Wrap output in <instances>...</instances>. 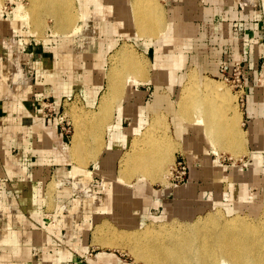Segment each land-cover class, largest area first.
Returning <instances> with one entry per match:
<instances>
[{
  "label": "crops",
  "instance_id": "1",
  "mask_svg": "<svg viewBox=\"0 0 264 264\" xmlns=\"http://www.w3.org/2000/svg\"><path fill=\"white\" fill-rule=\"evenodd\" d=\"M8 1L4 10L0 7V264H136L116 251L91 249L89 241L69 231L71 224L62 215L60 200L69 201L73 194L59 188L51 191L50 185L68 178L62 166L71 158L67 155L66 132L58 118L68 97L77 93L83 82L78 71L81 58L58 50L62 43L60 36L54 39L50 35L47 42H39L31 35L30 24L23 21L15 24L16 20H11L13 13L8 10H15L21 3ZM139 1L140 7L153 8L149 13L162 15L164 25L155 30L157 34L141 33L133 25L131 13L135 0H80L81 11L82 6H87L96 14L100 34L106 37L94 43L101 45L97 56L115 50L117 44V51L133 45L145 59L154 58V75L148 83L160 82L159 77L166 76L172 84L185 69L196 70L200 81L206 80L209 73L225 77L228 71H222L223 65L231 72L234 63L242 57L247 86L244 111L238 122L235 111L226 109L224 117L229 119L225 124L229 130L226 139L217 141L218 145L212 144L206 124H197L195 120L187 121L186 127L176 128L185 139L181 140L186 144L183 147L187 148L227 149L243 143V148L249 149L247 165H250L243 179L263 176L264 0L244 7L237 0ZM121 36L134 38V43H120L116 38ZM9 69L11 84L6 85L4 79ZM131 89L134 94L123 100L111 126L107 125L106 159L110 164L142 135L146 126L144 107L139 106L136 113L128 107L137 99L144 100L145 95ZM97 94L98 90L90 98L92 105L100 102ZM167 100H173L172 96L158 93L154 105ZM44 104L50 106V113ZM195 111H190L188 116L191 118ZM128 119L132 121L126 126ZM243 131L248 134L242 141ZM210 158L213 160L212 155ZM220 168V175L213 178L202 173L193 176L190 169L186 194L176 192L174 187L153 188L150 196L153 207L165 208L166 213L188 214L195 210V200L202 199L200 206L209 205L204 182L220 183L233 177L226 174L225 167ZM238 177V174L234 176L236 180ZM105 195L104 191H97L94 197L102 201ZM73 201L76 206L81 205L80 200ZM183 204H187L186 208Z\"/></svg>",
  "mask_w": 264,
  "mask_h": 264
},
{
  "label": "rangeland",
  "instance_id": "2",
  "mask_svg": "<svg viewBox=\"0 0 264 264\" xmlns=\"http://www.w3.org/2000/svg\"><path fill=\"white\" fill-rule=\"evenodd\" d=\"M1 1L2 4L0 7L4 10L5 6H7L6 2L9 1ZM18 1L21 3L18 4L20 5L18 8L22 5L23 7H29L32 10L30 18L31 22L27 23L31 26V35L33 36L35 34L34 38L37 41L47 42V40L50 39V35L54 36L52 37L54 39L55 37L61 36L62 43L60 44L61 46L58 50H61L63 54L70 53L79 55L81 58L78 71H80L79 73L81 74V80L83 82L79 85L80 88L78 92L73 94L71 97H68L61 112L63 113L62 116L65 118V122H69L66 126L68 130H65L67 155L71 157L72 151L70 153V150L72 140L75 133L80 130V133H84V136L81 138V146L78 147V151L75 155L77 158H84L83 160L87 163L85 164V167L82 168V171L71 175L70 171H72L74 164L70 159H68V162L62 166L64 168L63 171H66V175H68L66 177L68 178H65L59 183H55L54 181L50 185L51 189L49 187L51 191L56 188L70 191L73 194L72 198L81 201V205L76 206L73 201L74 199L72 198L69 201H65L62 198V200H60V209L63 213L62 215L63 217L66 215V222L71 224L69 225L70 233L75 232L80 235L84 241H89L88 244L91 245V249H95L96 251H116L117 253L125 255V257L136 264H147L143 259H137L134 256V253L131 252V246H133L135 242H131L129 237H121L118 233L129 234L145 229L148 226L147 228H151L152 230L158 229L160 232L164 233L179 232L188 236L193 227H195V222L198 220L201 221V217L221 213L222 216H219L220 220H222L221 222H224L227 218H230L235 214H240L244 217L242 218V221L243 219H246L248 222L253 224H264V175L261 176V174H259L258 176L251 177L248 180L243 179V175H248L247 171L250 169V165H247V155H249V149L244 147L241 153H233L229 148L202 150L200 148L196 149L183 147L186 144L181 140L185 139L181 138L180 134L177 132L178 128H176L178 125L186 127V125H188L187 121L193 122L195 119L200 117L198 116L199 113L195 111L192 112L191 118L188 119L190 111L188 114H184L181 108L183 88L186 87L190 80L194 79L193 76L195 77V81L198 83H202L207 79H213L222 84L221 86L227 90V93L232 99L231 105L236 107L234 109L236 118L241 116V111H244V102L238 101V93L234 91V88H232L225 79L226 76L232 74L233 68L230 70L231 72L224 69V72L228 71L226 72L225 77L209 73L205 75L207 78L206 80L204 79V81L199 80L196 70L185 69L180 71L174 84L170 83V79H167L166 76L159 77L161 80L160 82L154 83L151 81V83H148V80L154 75V58L152 57V61L147 58L145 59L144 55L140 54L133 45H129L128 47L132 50L134 55V61H137L138 66H140V70L142 69L143 71L140 73L138 72L139 70H123L120 74L118 73L119 76L117 77V80L120 82L123 80L125 81L123 90L114 101V106L111 108L108 118L103 119L104 130L100 129V131H102V135L98 136L97 139V137L89 135L87 132V129H89L90 126H95L96 129V124H98V122L91 123L95 119L93 115L97 114L93 111L97 108L98 101L92 105L90 103V98L98 90L97 97L99 99L103 92L107 89L108 73L104 75L103 71H107L111 68L113 56L116 54L119 47L118 44L116 45L115 50L105 52L101 55V57L100 55L97 56L101 45H95L94 43L97 41L99 42L102 39L104 40L106 37L103 36V34H100L98 25L100 22L95 19L96 14L90 9H87V6H82L84 10L81 11L80 0L72 2L71 12L75 17L72 24L74 25L76 22V24L79 23L84 27L77 34L71 33L72 31L70 32L68 30L70 33H68V36L65 35V32L57 29L55 17L46 13H41L47 7L63 9L65 0L62 3L60 1L51 3L50 0ZM252 1L256 2L255 0H249V2ZM158 2L160 3L159 0ZM257 2L259 3L260 0H257ZM85 9H87V11ZM16 10L17 8H15V10H8L11 14L13 13L12 15H14L11 20H16L17 14H14ZM36 11L41 13L40 18L43 21V24L40 27L35 25L34 13ZM58 31H60V33ZM116 39H120V43L123 41H127L128 44L134 43V38L132 39L130 37L126 38L121 36ZM122 48L123 47H121V49ZM97 49L98 51H96ZM242 60L243 58L240 57L236 62ZM262 60L264 61V57ZM5 61H7V58H5ZM126 62L128 63L129 60L123 61L122 65ZM244 67L243 62L242 71L244 72L245 80L246 74ZM10 71L11 69L8 70L7 75L4 74L6 85L11 84V80L8 76ZM129 76L134 77L133 79H137L139 83H126L128 80L127 77ZM79 79L80 77L77 76V80ZM129 88H133L134 91H141V93L145 95L144 100L137 99L136 102H131L132 105L128 107L132 109V113H136L139 106L141 107L142 105V107H144V112L147 115L145 116L146 126L142 135L135 138L130 146H128L125 150H122L118 157L116 156V158L112 160L114 163L110 164L106 159L107 125H111L112 119L114 120L115 118L117 109L116 105L120 101L124 103V101L134 94L132 89V94L127 93ZM158 93L172 96L173 100L163 101L158 106H155L154 99ZM184 115L186 116L185 119H183ZM98 118H100V116ZM131 119L126 120V126H129V123L132 121ZM240 119L241 118H239V121ZM242 128L246 129V127L243 126ZM147 129L148 131L144 136ZM149 134L152 135V138H155L156 141L163 145L165 143L172 145L170 146V149H168L169 161H167L168 164L166 165V169H161L158 173V178H151V175L144 176L141 173L139 174L133 171L130 175H125L126 178L128 177L126 179V182H129L128 184L126 182H118L116 178L122 174L120 167L123 160L127 157V153L130 152L132 146L138 142L139 144L144 143V148H146V136H149ZM149 141L152 142V140ZM97 145H100L101 148V150L98 151L99 154L97 156L98 165L92 161L91 157L93 154L92 148H96ZM205 152L206 156L203 157ZM211 155L213 156V160L210 158ZM175 160L185 161L188 165V175L186 181L179 187H183L187 183L190 169L192 174V167L202 173L204 166L207 165V160H209L207 166L213 170V173L216 171L221 172L220 166H223L226 169V174H231L233 177L229 180L220 181V183L210 180L204 182L205 187L203 188L205 189L206 200H210L209 205H205L204 207L200 206L202 199H199L195 200L194 205L196 208H202H195L193 212H189L188 214L175 212L166 213L164 210L165 208L157 209V207H153L154 205L150 200V196L152 195L154 189H161L166 186L172 187L169 185L168 176ZM83 169H86L87 171L90 170L89 172L91 173L94 171L91 178L87 176ZM97 169H99L98 173ZM95 172L98 174V178L95 177ZM236 174L240 175L237 180L234 178ZM218 176L219 173L218 175L211 177L213 178ZM235 185L236 187H234ZM174 188L176 190V187ZM97 191L105 192L106 195L102 198V201L94 197V194H96ZM201 191H203V189ZM239 198H241V201ZM183 205L184 208H186L187 204ZM96 215L100 216V218L97 219ZM106 222L111 226L113 231L108 229V232L110 231V233H108V236L104 237V239L114 241L116 247L101 245L99 242L94 240L96 230H99L98 228H102V224Z\"/></svg>",
  "mask_w": 264,
  "mask_h": 264
},
{
  "label": "bare ground",
  "instance_id": "3",
  "mask_svg": "<svg viewBox=\"0 0 264 264\" xmlns=\"http://www.w3.org/2000/svg\"><path fill=\"white\" fill-rule=\"evenodd\" d=\"M58 1L62 3L64 0H50L51 3ZM74 1L75 0H65L63 9L47 7L41 12L55 17L57 29L65 32L66 36L70 34L69 31L77 34L84 27L79 23L76 24V22L74 25L72 24L75 17L74 14L72 15L71 6ZM148 1L152 2L154 0ZM248 1L249 0H239L238 2L245 6ZM255 1L257 2V0ZM139 2V0H135V3H133L131 21L141 33L146 32L154 35L156 33L155 30L164 25L162 15H157L156 12L155 15L149 13L153 8L140 7ZM256 2H253V5L256 4ZM248 6L251 5L249 4ZM156 9L158 12L160 11L159 5ZM85 10L87 11V9ZM31 12V8L21 5V7L17 8L14 12V14H17L15 24L18 22L21 23L22 21L30 23ZM41 13L39 11L34 13L35 25L39 27L43 24L40 18ZM58 32L60 33V31ZM160 33L161 32H159V34ZM133 57L132 50L128 45H125V47L117 51L113 56L111 68L107 71H103L104 75L108 73L107 89L101 95L100 102L95 111H93L97 114L93 115L95 119L91 123L98 122V124H96V129L95 126H90L89 129H87L89 135H93L97 137V139L98 136L102 135L100 129L104 127L103 119L108 118L111 108L114 106V101L123 90L125 81L123 80L120 82L117 80L120 72L123 70H139L138 72L141 73L143 71L142 69L140 70V66H138L136 60L134 61ZM127 60H129V62L122 65L123 61ZM133 78L134 77L131 76L127 77L128 80L126 79V83L139 82L137 79ZM193 78L194 79L190 80L182 91V112L188 114L189 111L192 110L200 111L202 117L195 119L196 123H205L209 140L212 144L215 142L217 144V141L221 142L228 136L226 131L229 130L225 129L228 116H226L227 118L224 117L226 109H232L234 111L236 107L231 105L232 99L227 93V90L221 86L222 84L213 79H207L202 83H198L195 81L194 76ZM127 93L132 94L130 88ZM43 106L45 107L47 105L44 104ZM122 106L123 102L120 101L116 105V108L120 110ZM99 116L100 118H98ZM185 118L186 116L184 115L183 119ZM188 118L190 117L188 116ZM237 118L239 122L241 116ZM232 123L233 129H235V124L234 122ZM244 132L242 141L245 140V135L248 134ZM232 134L235 135L236 132L233 131ZM83 136L84 133H80V130H78L72 140L70 160L74 166L71 174L82 171V168L85 167L87 163L83 160L84 158L80 156V158H77L75 155L78 151V147L81 146V138H83ZM146 140L148 142H145L146 148H144V143L139 144L137 141L138 143H135L131 151L127 153V157L125 159L123 158L124 160L120 167L122 174L118 176V182L125 183L128 178H126L125 175H130L133 171H135V173H141L144 176L151 175V178H158V173L161 169H166V165L168 164L167 161H169L168 149H170L172 145L168 143L163 145L156 141L155 138H152L150 134L146 136ZM149 140H152V142ZM229 149L233 153H241L243 150V143L232 145ZM100 150V145H97L96 148H92L93 154L91 157L96 165L99 164L97 156ZM83 171L86 172L89 178L93 175V173L89 172L90 170L87 171L83 169ZM218 173L220 175L218 171L213 173V170L207 165H205L202 170V174H206L208 177L216 176ZM196 174H201V172L192 167V175L195 176ZM126 183L128 184L129 182ZM176 192L188 193L185 185L183 187L176 186ZM236 215L240 214H235L227 218L224 222H221L222 220L219 218V216H222V213L201 217V221L198 220L195 222V227H193L188 236L179 232L164 233L160 232L158 229L152 230L151 228H147L148 226L139 231L129 234L118 233V235L121 237H129L131 242H135L134 245L131 246V252L134 253L137 259H143L147 264H264V224H253L246 219L242 221L244 217L242 215ZM98 229L99 230H96L94 240L101 245L116 247L114 241L104 239L112 230L111 226L106 222L102 224V228ZM108 229L110 230L109 232Z\"/></svg>",
  "mask_w": 264,
  "mask_h": 264
},
{
  "label": "built area",
  "instance_id": "4",
  "mask_svg": "<svg viewBox=\"0 0 264 264\" xmlns=\"http://www.w3.org/2000/svg\"><path fill=\"white\" fill-rule=\"evenodd\" d=\"M249 4L253 5V1L252 2L248 1V3L245 4V6H248ZM240 6L244 7L242 3H240ZM243 62H244L243 60L236 62L233 66L232 74L225 77L226 81L231 85L232 88H234V91L238 93L237 95L239 102L245 101V96L247 92V86L244 80V72L242 71ZM225 67L226 64H224L222 67L223 72ZM45 108L48 110L49 113L51 112L49 105L45 106ZM58 119L60 121V124L63 126L64 130H68L66 126L69 124V122H65V118L62 115H60ZM187 175H188L187 163L185 161L175 160L168 176L169 185L172 187L183 185L186 181ZM64 264H73V263L68 262Z\"/></svg>",
  "mask_w": 264,
  "mask_h": 264
}]
</instances>
